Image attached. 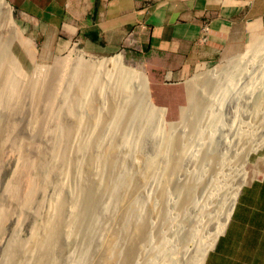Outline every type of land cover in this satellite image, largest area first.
I'll list each match as a JSON object with an SVG mask.
<instances>
[{
  "label": "bare ground",
  "instance_id": "1",
  "mask_svg": "<svg viewBox=\"0 0 264 264\" xmlns=\"http://www.w3.org/2000/svg\"><path fill=\"white\" fill-rule=\"evenodd\" d=\"M12 12V6L8 1L0 0V30L7 33L0 32V47L5 48V54L3 51L2 53L0 52V80L2 79L0 107L4 102H7L5 105L11 103L12 97H14L12 94H14L19 85L16 75L18 76V73H22L17 66L15 56L11 52L12 44L16 41H22V35L13 19ZM74 55L56 60L53 69L40 73L35 78L24 82L26 83L25 87L23 86L24 89L27 91L28 88V91H33L37 103L48 104L55 99L56 94L51 88V84L55 85V87H60V78L63 72L68 69L71 73L70 80L77 82L79 78H83V81H78L80 83L76 85V92L72 91V96L63 101L64 107L67 109H71L76 103L81 104L84 100L81 90L90 88L91 85H96L99 90H102L104 85L113 84L115 92L126 90L124 93H127L125 87L132 85L137 88L138 95L134 96L133 101L131 100L132 95L130 96L132 102L128 100L129 98L126 99V96L120 103H114L115 106L111 107L113 109L110 111V115L107 116L105 130H100L99 132L95 130L94 136L77 137L80 135V129L83 126L82 116L77 114L74 120L65 124V126L58 127L53 132V143L46 148H40L33 142H29L28 145L19 144L17 146L16 149L20 155L16 165L17 168L15 167L16 172L14 170L16 175L14 174V179L11 178L13 180L6 185L5 194L10 200V205L12 203L18 209V215L19 217L22 216V220H24L23 216H25L31 217L34 221L31 223L29 234L26 235L22 228L25 225L29 226L25 222L27 218L22 224H19V219L16 218L18 215L14 216L11 213L12 211L9 212L5 206L0 207V230L3 229L7 222L14 224L8 244L7 259H4L6 262L2 264H60L62 251H70V241L81 236L83 237L84 245L81 247L80 252L74 255L70 261L72 264H83L94 237L106 229L103 223V216L105 214L109 215L108 209L117 202L120 197L119 192L126 187L127 183H129L127 189L131 185L142 187L150 176L152 177L156 173V160L155 157H152L148 159L144 170L136 177L127 175V173L115 174V177L111 179L108 177L110 180H108V184L103 190L101 189L100 180L94 185L89 179H85L86 182L80 183L72 192L71 209L68 212L66 211L67 202L62 194L67 190V176L69 174H67V170L70 167L69 164H71L69 152L74 146L70 145L73 138L77 139L74 141H78L77 152L81 154L90 147L98 149L106 140L115 139L116 137L108 138L113 136L111 133L115 129L120 128V136L116 144L118 147H126L128 152H132L131 150L135 149V144L137 143L132 141L130 137V128L134 123L139 121L144 123L146 130H140L139 134L141 136L138 134L140 138H143V135L151 137L157 133L155 131L156 127L150 125L158 107L154 104L152 105L149 100L147 81L141 71L126 66L123 63L121 54L101 59L86 60L83 52L75 51ZM23 77L21 76V79ZM240 80L244 84H241ZM72 81L66 87H73L76 82L72 83ZM227 81L231 83L224 86ZM252 82H256L260 87L257 88L256 84H252L249 88ZM189 83L190 104L194 102L191 100L196 99V92L204 94L203 96L201 95L202 98L199 97L197 113L195 112L194 118H191L190 126L195 133V139L200 140L203 138L201 130L195 127L196 120L202 119L200 117L203 110L205 112L216 104L219 105L221 112L225 111L227 114L232 115V121H228L229 124L228 126L226 125V132L232 133L233 142L229 146L226 145L228 151L225 155L215 154L212 144H208L209 142H207L208 145H204L209 151L201 159L200 165L203 168L212 163L213 167L208 168L206 176H204L205 181H201L203 183L200 185L202 193L200 199H196L194 193L196 188L191 185L193 183H189L190 181L185 180L187 183L182 185V187L180 186L181 191L179 193L186 195L181 208L184 210L191 208L192 210L190 215L189 213L187 214L189 216L187 217V222H181V220L174 223V233H170L171 227L169 226L172 223H167V213L164 214L166 216L163 219L160 213L159 216L162 220H159L160 224L156 225L153 230L149 229L143 220L135 217L131 210L140 214L141 201L138 193L133 195L125 211L120 215L121 228L126 231L130 225H133L136 232L145 230L149 233H157L160 237V244L156 245V242L149 237L144 244L137 247L138 255L140 257L143 256L148 264H204L209 252L215 247L219 236L224 233L229 224L241 189L247 183L249 177L248 164L251 163V154L264 146V38L259 39L251 47L250 51L243 56H239L236 61L227 63L220 68L215 67L200 73L190 80ZM49 86L51 89H49ZM113 87L110 88L112 89ZM230 92L236 93L232 96ZM127 100L130 102H127ZM22 119L25 120V117ZM116 122L119 123L120 127L115 125ZM217 123L220 125L221 122ZM96 126L94 125V127ZM41 132L43 133L44 131L41 130ZM11 134L13 133L9 129H0V157L9 148ZM29 134L35 136L36 133L29 132ZM43 134L45 135V133ZM210 139L211 137L208 138V141H213V139ZM164 140L165 137H162L160 142L162 143ZM180 141V137L179 139L177 138V144H175L176 156L173 160L166 161V166L162 167L163 171H166L170 176L167 177L169 186L172 183V176L179 169L181 158L185 155L188 157L193 156L190 145L181 144L179 143ZM211 151L214 152V155L210 154ZM29 153H33V155L36 153L37 155H35L38 159L35 161L30 160L28 157ZM80 160L81 158L78 161ZM88 160V163L97 168L94 173L98 175L102 157L99 153L91 154ZM51 176L59 178L60 190L58 189L59 193L56 194L58 197L45 208L46 198L43 199V196L46 187L52 181ZM195 179L199 184L203 177L201 178L200 175H197ZM56 187L58 188V185ZM101 190L105 191L104 198L99 194ZM164 192L161 193L163 197L167 196L168 193L167 191L166 193ZM41 194L42 197H39ZM160 195L159 198H161ZM42 208H45V210ZM110 218L112 220V215H110ZM184 223L186 224L183 225ZM114 234L116 236L119 234L118 229L114 231ZM124 236L126 237L124 234L122 238H125ZM124 243L125 245L128 244L126 240ZM148 249L152 251L153 255L148 252ZM108 250L111 252L115 251L116 243L112 242ZM125 262L126 264L128 263L127 261Z\"/></svg>",
  "mask_w": 264,
  "mask_h": 264
},
{
  "label": "rangeland",
  "instance_id": "2",
  "mask_svg": "<svg viewBox=\"0 0 264 264\" xmlns=\"http://www.w3.org/2000/svg\"><path fill=\"white\" fill-rule=\"evenodd\" d=\"M7 1L9 4H11L9 2L10 0ZM43 1L44 0H41V2ZM48 2L54 4L53 0H48ZM35 3L37 2L35 1ZM27 5H30L31 8H35L33 10V18L24 16L25 19L22 20V15L18 14L16 9L11 4L13 9V19L22 35V41H16L12 44L11 52L13 56H15L17 66L22 71V73H18L19 77L16 75V78L19 81V85L17 86L14 94H12L14 95V97H12L11 103L5 105V103L7 102H4V104L1 106L2 108L0 107V129L6 128L13 133L11 134V143L9 145V148L6 150V153L2 157H0V207L5 206V208H7L9 212L12 211L11 213H13L14 216L18 215V209L14 206V204L11 203L10 205V200H8V198L6 197L5 187L9 183V181H12L14 179L16 175L14 173V170L17 168L16 165L18 163L20 155L16 148L19 144L28 145L29 142H33V144L37 145L40 148H46L49 144L53 143V132L58 127L65 126V124H68L70 121L74 120V117L77 114H80L83 119V126L80 129L81 133L77 137L85 138L90 135L94 136L93 134H95L96 131L99 132L100 130H105L104 127L106 125L105 122L108 119L107 116L110 115V111L113 109L111 107H114L115 104L120 103L123 98H126V96V99L129 98L128 100H130V96L132 95L131 100L133 101V99L135 98L134 96L138 95L137 88L132 85L125 87L127 89V93H124L126 92V90L122 92L120 90V92H115V89L112 86L113 84L104 85L102 90H99L96 85H91L90 88L88 87L83 91L81 90V94L84 99L83 102L81 104L76 103L71 107V109H67L66 107H64L63 101L72 96V91L76 92V85L80 83L78 81H83V78H79L77 82L75 80H70L71 73L69 69L65 70L60 78V87H55V85L53 84H51L52 86L50 85L56 95L55 99L48 104L37 103L35 101L33 91H28V88L27 91L24 89L26 84L24 82H26L28 79L35 78L40 73H44L49 71L50 69H53L56 60L72 57L75 51L83 52V54L85 55V60L101 59L113 56L115 54H120L122 52L127 56L128 59L135 58V60L138 61L145 72L143 73V75L147 81V86L149 88L148 93H150L151 95V101L153 102V104L158 107V109L155 110V114L152 118V124L150 125L156 127L155 131H157V133L153 135L154 137L143 135V138H140L141 135L139 134V132L140 130L145 129L144 123L141 121L134 123L130 128V137L132 141H136L137 143L135 144V149L133 148V150H131L132 152H128L126 147L117 146L116 141L120 136V128L115 129L111 133L113 136L108 138L112 139V137H116L115 139L106 140L104 144H101L98 149H93L90 147L86 152H82L83 154H79L77 152V146L79 144L78 141H74L77 139L73 138L70 144L74 145L72 146L73 149H70L71 152L68 151L71 164H69L70 167L67 170V174L69 173L70 175L68 174L67 176V190H65L62 196L67 202L66 211L68 212L71 209L70 201L73 197L72 192H74L75 188H77L80 183L86 182L85 179H89L90 182L94 185L99 182L98 180H100V185L102 186L101 189L103 190L104 187L108 184V180L115 177V174L118 175L120 173H127V175L136 177L144 169L136 175H132L129 173L137 168H145L148 163V159L155 157V160L158 163L155 162L157 170L155 175H152L153 178L150 176L149 180H147L148 182L146 181V183L140 188L137 186L135 187V185H131L127 189L126 194L123 190L119 192L120 197L117 199V202L112 204L108 209L109 215L105 214L103 216V223L105 224L106 229L102 230L97 236L94 237V240L88 248L87 256L83 262V264H126L125 261H127V264H134L136 260L135 264H148L143 256L140 257L138 255L137 247L144 244L149 237H151L156 242V245H158L160 244V237L155 232L149 233L145 230L136 232L133 225H130V227L125 231L124 228H121L122 223H120V215L123 211H125L127 204L129 203L133 195L138 193L139 199L141 201V212H139L140 214H138L134 210H131V213L140 220H143L149 229L153 230L156 225L158 226L160 224L159 220H162L163 217L166 216L164 215L166 213L168 215L166 216L167 223H172L169 226L172 228H170V233H174L175 227L173 225L176 221L179 222L182 220L181 222H187V217H189L187 214L189 213L190 215L192 209L185 208L186 210H184L181 208L186 195L184 193H179L181 191L180 188L182 187V185L186 184L187 181H190L189 183H193L191 185L196 188L194 189L196 199H200L202 194L200 191V185L203 183L201 181H205L204 176H206L208 168L213 167L212 163L204 166L203 168L200 165L202 161L201 159L209 151L205 148V146L208 144H212V149L214 150L215 154L217 153L219 155H225V153L228 151L227 146H229L233 142L232 133H230L229 131L226 132L229 122L232 121V115L227 114L225 111L221 112L219 105L216 104L214 105L215 108H209L207 109L208 111L206 110L205 112L203 110V113L200 117L202 118L200 119L201 121L199 119L196 120L195 127H198V129L201 130L203 138H201L200 140L195 139V133L190 126L192 121L191 118H194L195 112L197 113V108L199 105L198 100H200L199 97L202 98L204 94H202L201 92H196V99L191 100L194 101L192 103L193 105L190 104L189 82L200 73H203L215 67L220 68L227 63L236 61L239 56H243L248 51H250L251 47L256 42L252 44V37L251 39L249 37H246L245 30L239 28L237 38L238 43L241 45V49L239 51L235 53H225L220 61L206 67L202 71L191 74L181 81H173L170 78H166L161 85H154L145 65L146 52L143 49V42L136 38V35L128 36L120 46L110 51L93 52L88 50L82 43H76V41H71L67 38L59 39L53 26L52 17L47 18L46 22H44L45 18L38 17L37 15L36 5L31 3H28ZM0 32L6 33L3 30H0ZM2 51L5 54V48L0 47V52L2 53ZM123 63L128 66L124 62V60ZM21 76L24 77L21 79ZM70 81H72V83H76L71 88L66 87V85L70 83ZM21 83H23V85H21ZM230 83V81H227L224 86H227ZM240 83L244 84L241 80ZM187 84L189 85V88ZM252 84H256V86H258L257 88L260 87V85H257L256 82H252L249 88ZM109 85L113 88L111 89ZM50 86L49 89H51ZM1 87L2 79L0 80V89ZM108 87L110 90L108 89ZM23 90L25 91V93ZM121 93H123V96L121 95ZM230 93L232 96H234L236 92ZM128 100L127 102L131 101ZM24 117L25 120L22 119ZM88 119H90L91 121ZM217 122H221L220 125ZM170 123L172 124L170 125ZM94 125L97 126L94 127ZM115 125L120 127L119 123L117 122L115 123ZM41 130L44 131L43 133H45V135L41 132ZM29 132H35L36 134L35 136H31L32 134L30 135ZM50 132L52 133V135ZM162 137H165V140L161 143L160 140L162 139ZM179 137L181 139L179 143L190 145V150L193 156L188 157L187 155H185L181 158L179 169L176 174L172 176V183L169 186L167 178L169 175L166 171H163L162 167H164V165L166 166V161H171L176 156L175 144H177V138L179 139ZM210 137L211 139H213V141H208V138ZM207 142L209 143L207 144ZM214 152L211 151L210 154L214 155ZM97 153H99L102 157L101 167L98 168V170H100V174L98 173V175L94 173L96 171L95 169L97 168L94 165L92 166V164L88 163V157L91 154ZM35 154H28L30 160L35 161L38 159V157L36 156L37 154ZM80 158L81 160L78 161ZM250 162L251 163L248 164L249 177L247 183H251L252 180L257 177L258 179H262L264 175V146L257 152H253L251 154ZM72 164L73 166H71ZM197 175H200L201 178L203 177V179L199 181V184L195 179ZM58 179L59 178H56V176H51L52 181L46 187L43 196V199L46 198V202L44 205L45 208L48 207L50 203H52L51 201H54L58 197L56 196V194L59 193L60 190V181H58ZM247 183L241 189L234 211L237 205H239L238 203L240 201V197L246 190L245 188ZM57 185L58 188L56 187ZM102 190L99 194H101L102 198H104L105 191ZM166 191L168 192L167 196L165 195L163 197L161 193H166ZM159 195L161 196V198H159ZM39 197H42V194L39 195ZM39 200H41V198ZM10 206L12 207L11 209ZM45 208L42 209L45 210ZM160 213L162 215V219H160ZM110 215H112L113 217L112 220L110 218ZM21 217L22 216L19 217V215L16 217L17 219H19V222H17L19 224H22L27 218L25 222L26 224L28 223L29 226L25 225L23 228L21 226L22 231L27 235L31 230V223H33L34 219H32L31 217L23 216L24 220H22L23 218ZM232 217L230 219V222L232 220ZM185 224L186 223H184L183 225ZM229 224L227 225L223 234H225L226 230L229 227ZM12 226H14V224H9L7 222L3 229L0 230V232H2L0 234V264L5 263V260L7 259V251L9 247L8 244L10 242L9 240L13 228ZM117 229L119 234L116 236L114 234V231ZM124 234L126 235V237L124 236L125 238H122V235ZM223 234H221V236ZM221 236H219V238ZM78 238H73V241H70V251H62L60 255V264H72L70 260L74 255L80 252L81 247L84 245L83 237L81 236ZM125 240L126 243H128L127 245H125L124 243ZM112 242L116 243V250L111 252L108 249ZM148 252L153 255L150 249H148ZM140 253L142 254L141 250ZM206 260L204 264H206Z\"/></svg>",
  "mask_w": 264,
  "mask_h": 264
},
{
  "label": "crops",
  "instance_id": "3",
  "mask_svg": "<svg viewBox=\"0 0 264 264\" xmlns=\"http://www.w3.org/2000/svg\"><path fill=\"white\" fill-rule=\"evenodd\" d=\"M35 1L38 3H35ZM21 14L52 17L59 39L93 52L110 51L131 35L143 42L154 85L181 81L241 49L239 28L252 44L264 37V0H10ZM10 4V5H11ZM207 26L208 31H203ZM206 36L207 39L202 41ZM65 41V40H63ZM124 62L145 73L135 58ZM225 234L206 264H264V175L247 183ZM233 225V227H232Z\"/></svg>",
  "mask_w": 264,
  "mask_h": 264
},
{
  "label": "water",
  "instance_id": "4",
  "mask_svg": "<svg viewBox=\"0 0 264 264\" xmlns=\"http://www.w3.org/2000/svg\"><path fill=\"white\" fill-rule=\"evenodd\" d=\"M148 90H149V88H148ZM149 99H150V101H151V95H150V93H149ZM151 103L153 104V102L151 101ZM172 123H170V125H171ZM173 126V125H172ZM171 126V127H172ZM144 169V167L143 168H137V169H135L134 171H132L131 173H129V174H132V175H136V174H138L140 171H142ZM129 186V183H127V185H126V187H124V189H123V191H124V193L126 194L127 192V187Z\"/></svg>",
  "mask_w": 264,
  "mask_h": 264
},
{
  "label": "built area",
  "instance_id": "5",
  "mask_svg": "<svg viewBox=\"0 0 264 264\" xmlns=\"http://www.w3.org/2000/svg\"><path fill=\"white\" fill-rule=\"evenodd\" d=\"M203 31H208V27H207V26L203 27ZM206 39H207V37L204 36V37L202 38V41H205Z\"/></svg>",
  "mask_w": 264,
  "mask_h": 264
},
{
  "label": "clouds",
  "instance_id": "6",
  "mask_svg": "<svg viewBox=\"0 0 264 264\" xmlns=\"http://www.w3.org/2000/svg\"><path fill=\"white\" fill-rule=\"evenodd\" d=\"M219 240V239H218Z\"/></svg>",
  "mask_w": 264,
  "mask_h": 264
}]
</instances>
